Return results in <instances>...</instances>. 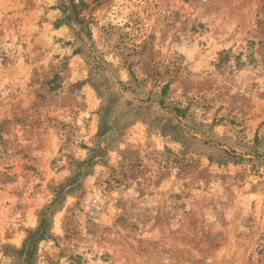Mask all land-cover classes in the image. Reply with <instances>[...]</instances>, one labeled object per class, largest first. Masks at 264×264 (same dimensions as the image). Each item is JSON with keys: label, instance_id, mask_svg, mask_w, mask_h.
Returning a JSON list of instances; mask_svg holds the SVG:
<instances>
[{"label": "rangeland", "instance_id": "rangeland-1", "mask_svg": "<svg viewBox=\"0 0 264 264\" xmlns=\"http://www.w3.org/2000/svg\"><path fill=\"white\" fill-rule=\"evenodd\" d=\"M75 1L0 0V264H264V0Z\"/></svg>", "mask_w": 264, "mask_h": 264}, {"label": "trees", "instance_id": "trees-1", "mask_svg": "<svg viewBox=\"0 0 264 264\" xmlns=\"http://www.w3.org/2000/svg\"><path fill=\"white\" fill-rule=\"evenodd\" d=\"M62 9L65 14L64 21L66 23H72L75 21L80 23L81 9H78V4L76 3L75 0H70L69 4H67L66 2L62 3ZM257 154L259 156H262V159L264 161V152H260ZM234 157L239 158V155L229 150L225 151L224 155L220 157H215L214 155H210L211 159H215L219 163H225L228 161H232L233 160L232 158ZM50 227H51V224L45 218L42 220V222L39 224V226L35 230L29 232V235L24 241L22 249L18 251L21 255L24 256V261L26 264H33V258L37 251L38 244L41 240L50 236Z\"/></svg>", "mask_w": 264, "mask_h": 264}, {"label": "built area", "instance_id": "built-area-1", "mask_svg": "<svg viewBox=\"0 0 264 264\" xmlns=\"http://www.w3.org/2000/svg\"><path fill=\"white\" fill-rule=\"evenodd\" d=\"M94 213V212H93Z\"/></svg>", "mask_w": 264, "mask_h": 264}]
</instances>
